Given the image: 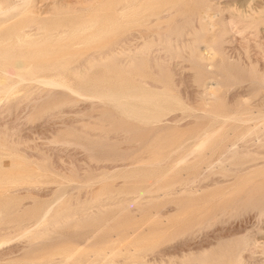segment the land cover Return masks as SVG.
Instances as JSON below:
<instances>
[{
    "label": "rangeland",
    "instance_id": "rangeland-1",
    "mask_svg": "<svg viewBox=\"0 0 264 264\" xmlns=\"http://www.w3.org/2000/svg\"><path fill=\"white\" fill-rule=\"evenodd\" d=\"M62 1L0 0V264H236L238 258L242 259L240 255L244 264H261L264 153L240 156L237 161L242 165L251 164L241 171L235 169L237 164L233 161H225L217 154L203 162L199 155L183 161L181 157L184 149L198 140L203 124L222 126L220 122H210L208 114L196 107L197 101L190 107L188 101L185 103V99L198 100L195 97L201 95L205 84H211L210 80L237 78H230L237 82L234 86L225 79L226 86L218 93L219 98L228 95L229 101L224 99L230 107L242 96V100L253 97L247 99L242 121H227L217 134L218 141L229 140L252 124L255 105L258 101L264 104V88L251 94L249 77L252 68L257 77L264 72V22L253 18L260 15L264 0H183L180 8L195 13L191 27L197 23V29L203 24L196 51L202 69L191 63L188 50L181 46L182 51L178 48L172 57L156 41L150 50L139 52L145 42L157 36L153 35L155 31H144L150 36L142 38L141 31L136 30L138 36L134 29L115 32L99 25L84 28L89 12L85 7L110 0H65V6ZM204 4L213 5L208 10L210 18L204 16ZM233 12V16L240 14L242 20L233 17ZM231 22H236V26ZM183 38L184 42L191 34L186 33ZM205 51L207 55L212 53L207 56ZM181 52L187 53V59ZM160 56L171 58L166 64L175 78L172 92L180 96L182 106L161 116L158 128H144L123 113L110 95L124 88L133 76H143L147 89H158L156 68L163 61ZM139 58H144L143 70L138 65ZM44 80H49L48 84ZM148 81L151 85L157 83V87H151ZM194 107L199 113L192 110ZM179 137L182 147L163 152L156 161L147 160V144L157 142L161 150ZM256 138L239 143L238 148L250 153L261 151V139ZM129 141L134 145H129ZM176 161L180 163L175 166ZM157 162L159 166H153ZM170 185L175 192H166ZM245 235L251 240L244 245ZM241 246L248 247L243 250Z\"/></svg>",
    "mask_w": 264,
    "mask_h": 264
},
{
    "label": "bare ground",
    "instance_id": "bare-ground-1",
    "mask_svg": "<svg viewBox=\"0 0 264 264\" xmlns=\"http://www.w3.org/2000/svg\"><path fill=\"white\" fill-rule=\"evenodd\" d=\"M26 1V0H25ZM65 0H63L62 2H64ZM70 2L72 1V0H69ZM68 1V2H69ZM81 1V0H80ZM80 1H78V2H80ZM86 1V0H85ZM88 1V0H87ZM92 1V0H91ZM191 1V0H190ZM201 1V0H200ZM69 2V3H70ZM73 3L75 2V1H72ZM182 2H183V0H110V2H107V3H103L102 5H99V6H96V7H91V6H86L85 7V9H86V11H89L88 13H87V18L83 21V26H84V28H88V26H90V27H92L93 28V26H95V25H99V26H102V27H104V28H106L105 29V31L106 30H109V31H115V32H120L121 30H128L129 31V29L131 30V29H134V30H131V32L132 31H134V32H136V30L138 31V33H140L139 31H141V36H140V34H138L137 32V35L138 36H140V37H144V38H147V36H148V34H144L143 32L144 31H146V33H151V30L152 31H155L156 33H154L153 34V32L151 33V34H153V35H155V34H157V36L156 37H154V38H152L151 40H146L147 42H143L144 44L142 45V42H141V45H142V47H141V49L140 50H138L139 52H141V53H143V52H146V51H148V50H150L151 49V47L155 44V41L157 42L156 44H159V45H162V47L163 48H165L166 49V51H168V54L170 55V57H172V56H175V54L178 52V48H180V50L182 51V48L181 47H183V48H186L187 50V52L189 53V56H188V58H189V60L191 61V63H193L197 68H199V69H202V65H201V63H200V59L201 58H199V57H197L196 56V51H197V48H198V42H199V40H200V34H201V31H202V29H203V24H201L200 25V28H197V29H194V27L196 26V25H198L197 23H196V25L194 26V27H191V22H192V20L195 18V13H190V12H186L185 10H183L182 8H180V5L182 4ZM210 3L212 2V1H209ZM259 2V1H258ZM27 3V2H26ZM29 3V2H28ZM73 3H71V4H73ZM184 3V2H183ZM200 3V2H199ZM213 3H215V2H213ZM80 4V3H79ZM95 4V3H94ZM218 4V3H217ZM216 3H215V5H217ZM81 5H83V4H81ZM90 5V4H89ZM214 5V6H215ZM64 6H65V2H64ZM67 6V5H66ZM70 6H73V5H70ZM225 6V5H224ZM228 5H226L225 7L226 8H228L227 7ZM259 6V5H258ZM263 6V5H262ZM75 7H77V6H75ZM79 8H80V6H78ZM203 7H204V11H205V18H206V16L208 17L209 16V14H208V10H210L212 7H213V5L211 6V4L210 5H207V4H204L203 5ZM257 7V6H256ZM260 7V6H259ZM258 7V8H259ZM74 8V7H73ZM83 8V7H82ZM15 9H17V8H15ZM84 9V10H85ZM8 10V9H7ZM74 10V9H73ZM77 10H78V8H77ZM76 10V11H77ZM82 10V9H81ZM111 11V13H109L108 11ZM222 10H223V7H222ZM242 10V9H241ZM204 11H202V12H204ZM224 11V10H223ZM222 11V12H223ZM256 11V10H255ZM261 11V13H260V15H258V16H255L254 15V13H252V15L250 16V17H252L253 15H254V17L253 18H255L256 20H257V22H259L260 20L261 21H263L264 22V7L260 10ZM0 12H1V10H0ZM81 12V11H80ZM196 12V11H195ZM3 14L5 13V12H2ZM216 13V12H215ZM245 13V12H244ZM202 14V13H201ZM211 14V13H210ZM216 14H219V12L217 11V13ZM216 14H214V15H216ZM229 14V13H228ZM233 14H234V12L231 14L232 16H233ZM243 14V13H242ZM241 14V15H242ZM25 15V14H24ZM203 15V14H202ZM225 15V14H224ZM230 15V16H231ZM212 16V15H211ZM237 16H239L240 17V14H236L235 16H233V17H237ZM22 17H23V15H22ZM198 17V16H197ZM233 17H232V19H233ZM249 17V18H250ZM204 17H203V20L205 19ZM209 18H210V16H209ZM223 18H227L226 16H224ZM223 18H222V21H223ZM229 19H227L229 22H230V17H228ZM242 20V18L240 17L238 20ZM244 19V18H243ZM255 19H253L254 21H256ZM210 20V19H209ZM225 20V19H224ZM248 20L249 19H247V21H246V18H245V21L246 22H248ZM253 20H252V18L250 19V21H252L253 22ZM207 21V20H206ZM18 22V21H17ZM195 22V21H194ZM226 22V21H225ZM240 22V21H239ZM238 22V23H239ZM208 23V22H207ZM227 23V22H226ZM225 23V24H226ZM232 23V22H231ZM241 23H245V22H241ZM209 24V23H208ZM233 25H235L236 24V22L234 23H232ZM242 24V25H243ZM247 24V23H246ZM259 24V23H258ZM231 25V24H230ZM263 25H264V23H263ZM262 25V26H263ZM86 26V27H85ZM193 26V25H192ZM199 26V25H198ZM197 26V27H198ZM227 26H228V24H227ZM236 26V25H235ZM239 26V25H238ZM73 27V26H72ZM81 27H82V25H81ZM101 27V28H102ZM223 27V26H222ZM241 27H243V26H241ZM244 27H247V26H245V24H244ZM78 28H79V26H78ZM78 28H77V30H78ZM193 28V29H192ZM211 28V27H210ZM233 28V27H232ZM76 29V28H75ZM209 29V28H208ZM245 29V28H244ZM82 31H84V30H87V29H81ZM102 30V29H101ZM100 30V31H101ZM148 30H150V32L148 31ZM210 30V29H209ZM228 30V29H227ZM16 31V30H15ZM63 31V30H62ZM82 31H78V32H82ZM18 32V31H17ZM16 32V33H17ZM70 32H72V30L70 31ZM96 32H97V30H96ZM191 34V38L189 39H187L186 41L184 40V42H183V39H185V38H183L184 37V35H186V33L187 34H189V33ZM76 33V32H75ZM83 33V32H82ZM111 33V32H110ZM124 33V32H123ZM24 34H25V32H24ZM71 34H73V32L71 33ZM105 34V33H104ZM106 34H107V32H106ZM133 35H134V33H132ZM143 34H144V36H143ZM223 34V33H222ZM78 36H79V34H77ZM90 35V34H89ZM92 35V34H91ZM94 35V34H93ZM98 35V34H97ZM101 35V34H100ZM136 35V36H137ZM153 35H152V37H153ZM248 35V34H247ZM128 36V35H127ZM130 36V35H129ZM132 36V35H131ZM146 36V37H145ZM150 36V35H149ZM148 36V37H149ZM18 37V36H17ZM24 37V36H23ZM91 37V36H90ZM103 37V36H102ZM190 37V36H189ZM19 38H21V36L19 37ZM19 38H17V39H19ZM26 38V37H25ZM24 38V39H25ZM94 37H92V39H93ZM95 38H96V36H95ZM100 38V37H99ZM119 38V37H118ZM124 38H127L126 36H124ZM132 38V37H131ZM214 38V37H213ZM92 39L90 40V41H92ZM128 39V38H127ZM212 39V38H211ZM223 39V38H222ZM2 40V39H1ZM13 40V39H12ZM19 40H21V39H19ZM19 40H17V42L19 41ZM123 39H121V41H122ZM213 40V39H212ZM225 40V39H224ZM248 40V39H247ZM72 41V40H71ZM144 41V40H143ZM23 42V41H22ZM34 42V41H33ZM4 43V42H3ZM13 43V42H12ZM24 43V42H23ZM1 44V43H0ZM19 44V43H18ZM115 44H118L117 42L115 43ZM207 44V43H206ZM213 43L211 42V44L210 45H212ZM258 45H259V43H257ZM216 45V44H215ZM219 45V44H218ZM220 45H221V43H220ZM219 45V46H220ZM114 46V45H113ZM124 46V45H123ZM181 46V47H180ZM202 46V45H201ZM223 46V45H222ZM264 46V45H263ZM128 47V46H127ZM156 47H158V45L156 46ZM161 47V48H162ZM205 47H206V45H205ZM208 47V46H207ZM206 47V48H207ZM212 47V46H211ZM239 47V46H238ZM134 48V47H133ZM161 48H159L160 50H161ZM162 48V49H163ZM217 48H219L218 46H217ZM216 48V49H217ZM221 48V47H220ZM219 48V49H220ZM236 48V47H235ZM135 49V48H134ZM158 49V48H157ZM156 49V50H157ZM208 49V48H207ZM129 50H131V49H129ZM136 50V49H135ZM134 50V51H135ZM206 50V49H205ZM212 50V49H211ZM218 50V49H217ZM133 51V50H132ZM133 51V52H134ZM165 51V52H166ZM185 51V50H184ZM136 52V51H135ZM134 52V53H135ZM264 52V51H263ZM140 53V54H141ZM149 53V52H148ZM153 53V52H152ZM151 53V54H152ZM184 56L187 54H184L183 52H181ZM204 53V52H203ZM210 53H212V52H209V54ZM137 54H138V52H137ZM150 54V53H149ZM164 54V53H163ZM166 54H167V52H166ZM167 54V55H168ZM205 54L207 55V53H206V51H205ZM208 54V55H209ZM214 54V53H213ZM213 54H211L212 56H213ZM258 54V53H257ZM110 55V54H109ZM156 55V54H155ZM165 55V54H164ZM166 55V56H167ZM207 55V56H208ZM210 55V56H211ZM132 56V55H131ZM133 56H134V54H133ZM152 56V55H151ZM154 56V55H153ZM152 56V57H153ZM187 56V55H186ZM186 56L184 57V58H186ZM211 56V57H212ZM260 56V55H259ZM8 57V56H7ZM135 57V56H134ZM136 57H138V56H136ZM161 58H162V62L161 63H158L157 65H158V68H156L157 69V71H156V77H157V81L159 82V84H158V89H156V90H149V89H147L146 87H145V84H147V81L145 82V79L143 78V76H139L138 78L137 77H131L130 78V80L131 81H129L126 85H125V87L124 88H122L120 91H117V92H115V93H113V94H111L110 95V98L112 99V101L114 102V104L117 106V107H120L121 109H122V111H123V113H125L130 119H132V120H135L138 124H140V126L141 127H144V128H151V129H156V128H158V126H157V124L158 123H162V120H161V116H163L165 113H167V112H169V111H171V110H173L174 108H176V107H181L182 106V103H181V101H180V99L178 98V97H180V96H176L173 92H172V90H173V88L171 87V84H174V80H175V78H174V80H173V72H172V70L169 68V66L166 64V63H168L169 62V60L171 59H169V56L167 57L169 60H166V57L164 58V56L162 57V56H160ZM210 57V58H211ZM220 57V56H219ZM262 57H264V56H262ZM0 58H3L2 57V55H0ZM155 58V57H154ZM157 58H159V57H157ZM176 58V57H175ZM209 58V57H208ZM208 58H207V60H208ZM244 58V57H243ZM251 58V57H250ZM149 59H150V57H149ZM174 59V58H173ZM187 59V58H186ZM220 59H221V57H220ZM231 59V58H230ZM264 59V58H263ZM119 60H120V58H119ZM143 60H144V58H139V66H140V68L143 70V66H144V63H143ZM150 60H154L153 58L152 59H150ZM155 60H156V58H155ZM159 60V59H158ZM164 60H165V62H164ZM237 60H240V59H237ZM12 61H13V58H12ZM129 61V60H128ZM132 61V60H131ZM135 61V60H134ZM161 61V60H160ZM233 61V60H232ZM252 61V60H251ZM255 61H256V59H255ZM255 61H252V63L254 62V65H255ZM262 61V60H261ZM15 62V61H14ZM158 62V61H157ZM165 64H164V63ZM178 62V61H177ZM181 62V61H180ZM227 62V61H226ZM238 62V61H237ZM243 62V61H242ZM247 62V61H246ZM246 62H245V64H246ZM258 62V61H257ZM119 63V62H118ZM131 63V62H130ZM175 63L176 62H174V65H175ZM223 62H221L220 63V66H221V64H222ZM235 63V62H234ZM240 63V62H239ZM239 63H237V65H239ZM230 64H231V61H230ZM229 63H228V65H230ZM245 64H242V65H240V66H244ZM248 65H249V67H251V65H250V63H247ZM150 65H153L154 66V63L153 62H151V64ZM149 65V66H150ZM212 65V64H211ZM236 65V66H237ZM247 65V66H248ZM258 65V64H257ZM3 66V65H2ZM152 66V67H153ZM224 66V63H223V65H222V67ZM235 66V67H236ZM239 66V67H240ZM29 67V66H28ZM31 67V66H30ZM151 67V66H150ZM170 67H171V65H170ZM207 67V66H206ZM235 67L234 68H232V69H234L235 70ZM238 67V66H237ZM236 67V69H238ZM249 67L247 68V69H249ZM255 67V66H254ZM258 67H260V66H258ZM262 67V66H261ZM260 67V68H261ZM72 68V67H71ZM172 68H173V65H172ZM204 68V67H203ZM241 68H243V67H241ZM264 68V67H263ZM154 69H155V67H154ZM153 69V70H154ZM207 68H205V70H206ZM209 69V68H208ZM226 70V68H224L223 67V71L225 72V70ZM218 70V69H217ZM233 70V71H234ZM260 70V69H259ZM262 70V69H261ZM260 70V71H261ZM174 71V70H173ZM232 71V70H231ZM240 71H242V70H240ZM254 71V69L252 68V70H251V73H250V78H251V86H252V93L251 94H253V93H256L258 90H260V89H263L264 88V72H263V76L261 77V76H259V77H257V76H255V73L253 72ZM258 71V70H257ZM263 71H264V69H263ZM213 72V71H212ZM219 71H217L216 73H218ZM227 72H228V70H226V74H227ZM246 72V71H245ZM256 72V71H255ZM6 73V72H5ZM30 73V72H29ZM214 73H215V71H214ZM215 73V74H216ZM220 73V72H219ZM241 73V72H240ZM3 74V73H2ZM2 74L0 75L1 77H2ZM7 74V73H6ZM5 74V75H6ZM225 73H224V75H226ZM229 74V73H228ZM227 74V75H228ZM231 74V73H230ZM192 75V74H191ZM218 75L219 74H217V77H218ZM232 75V74H231ZM234 75V74H233ZM242 75V74H241ZM181 76V75H180ZM192 76H194V74L192 75ZM191 76V77H192ZM220 76V75H219ZM221 76H222V74H221ZM18 77V76H17ZM228 77V76H227ZM233 76H230V78H232ZM19 78H21V77H19ZM196 78H198V77H196ZM230 78H227V79H230ZM2 79V78H1ZM132 79L133 80H135V81H138V83L137 84H135L133 81H132ZM182 79V78H181ZM200 79V78H199ZM225 79H226V77H225ZM223 80V81H226V80ZM233 79H235V76L233 77ZM237 79V78H236ZM235 79V80H236ZM4 80V79H3ZM7 80H8V78H7ZM39 80V79H38ZM177 80V79H176ZM185 80V79H184ZM192 81H193V79H191ZM247 80V79H246ZM45 81V80H44ZM48 81L49 80H46L45 81V83L46 84H48ZM152 81V80H151ZM187 81V80H186ZM196 81H197V79H196ZM212 80H210V83L211 84H205V86L202 88V90H200V88L198 89V90H200L201 92L199 93L198 91V93L199 94H201L199 97H195V98H198V100H194V102H189V99H185V103H186V101H188L187 103H189V106L188 107H190V106H192V105H190V104H196L197 105V103L195 102V101H197L198 102V105L196 106V107H198V108H200V109H202L204 112H205V114L207 113L208 114V116L211 118V120H213V121H211L210 120V122H220L221 123V125L222 126H224L226 123H227V121H229V120H231V121H233L234 123H236V122H239V121H242V113H243V109H244V107H245V105L246 104H248V100L249 99H251V98H253L252 96H250L251 98H246V97H244L245 99L244 100H242V97H241V99H239V100H237L236 102H235V104L233 105V106H231L230 107V103L229 102H227V101H225V99L224 98H226V100H228L227 99V97H228V95L226 94V92H225V97H222V98H219L218 97V93H219V91L220 90H223L224 88V86H226V84L223 82V81H221V80H216V81H214V82H211ZM238 81V80H237ZM1 82V81H0ZM51 82V81H50ZM52 82H55V81H53L52 80ZM178 82H179V80H178ZM178 82H176L177 84H178ZM190 82V81H189ZM228 82V81H227ZM230 82H231V79H230ZM229 82V83H230ZM233 82V83H232ZM231 82V85H233L234 86V84H236L237 82H234V81H232ZM249 82V81H248ZM7 83V82H6ZM145 83V84H144ZM228 83V84H229ZM246 84H247V82H245ZM3 84V83H2ZM9 84V83H8ZM55 84H57V83H55ZM148 84H149V81H148ZM157 83H152V85H155L156 87H157V85H156ZM227 84V85H228ZM239 84H241V81L239 82ZM245 84V85H246ZM5 85V84H4ZM49 85H51V84H49ZM149 85H151V84H149ZM151 85V87H153ZM175 85V84H174ZM53 86H54V84H53ZM176 86V85H175ZM185 86V85H184ZM194 86V85H193ZM192 86V87H193ZM242 86V85H241ZM6 87V86H5ZM243 87V86H242ZM241 87V88H242ZM249 86H248V84H247V88H248ZM64 88V87H63ZM186 88V87H185ZM196 88V87H195ZM223 88V89H222ZM8 90H9V88H8ZM70 91V90H69ZM181 91V90H180ZM179 91V92H180ZM247 91V90H246ZM6 92H8V91H6ZM249 92H250V90H249ZM198 93H196V94H198ZM178 94V93H177ZM181 94V93H180ZM236 94V93H235ZM234 94V95H235ZM246 94H248V93H246ZM250 94V95H251ZM262 94V93H261ZM188 95V94H187ZM223 95V96H224ZM237 95V94H236ZM196 96H198V95H196ZM237 96H239V94L237 95ZM247 96V95H246ZM260 96V95H259ZM188 97V96H187ZM247 97H249V96H247ZM182 98H183V96H182ZM229 98V97H228ZM232 98H235L234 96L232 97ZM231 98V99H232ZM248 99V100H247ZM264 99V98H263ZM182 101H184V99H181ZM232 100H235V99H232ZM256 100V99H255ZM257 100H258V98H257ZM256 100V101H257ZM260 100V99H259ZM229 101V100H228ZM248 101V102H247ZM231 102V101H230ZM247 102V103H246ZM251 102V101H250ZM253 102V101H252ZM254 104H257V102L256 103H254ZM214 105V106H213ZM251 105V104H250ZM261 105H263L264 106V104L263 103H261V102H259L258 101V104L257 105H255V107H256V110L254 109V111H255V114L254 115H252L251 116V118H253L254 119V121L253 120H251V122L253 121V123L252 124H250V125H248L247 127H245V129L243 130V131H241V132H239V133H237L233 138H230L229 140H226V141H224L222 138L218 141L217 140V134L220 132V130H221V128H222V126L221 127H215L214 125H207V126H209V127H206V126H204V124H203V126H201L200 128H199V135H198V140H196L195 141V143L192 145V146H190V147H186V149H184V151H183V156L181 157L182 158V160L181 161H183V160H185V159H188V157H190V156H194V155H199L200 157H199V159L203 162V161H205V160H207L208 158H210V156L212 157L213 155H215V154H217V156L218 157H223L222 159L223 160H230V161H233V163L234 164H237V167L235 168L237 171H241V170H244L245 168H247V169H249L248 167L251 165H247L246 167L244 166V165H242L241 164V162H238L237 161V159L238 158H240V156L241 157H249V156H253V155H257V154H262V153H264V108L261 106ZM194 106V105H193ZM196 107H194V109H192L193 111L195 110V108ZM228 108H231V110H230V112H227L226 110L228 109ZM196 111V110H195ZM198 111V113H199V110H197ZM196 111V112H197ZM202 111V112H203ZM113 112V111H112ZM114 112H115V110H114ZM180 112V111H179ZM178 112V113H179ZM192 112V111H191ZM203 112V113H204ZM102 113V112H101ZM195 113V112H194ZM203 113H201V110H200V114L201 115H203ZM173 114V113H172ZM177 114V113H176ZM176 114L174 115L176 118H177V116H176ZM199 114V115H200ZM207 114H206V116H207ZM120 116H121V114H119ZM180 115H181V113H180ZM191 115H193V114H191ZM195 115V114H194ZM123 117V116H122ZM126 117V116H125ZM178 117H179V114H178ZM116 118V117H115ZM168 118V121L167 122H169V119L171 118V115H170V117L168 116L167 117ZM189 118V117H188ZM116 119H119V117H117ZM160 120H161V122H160ZM171 120V119H170ZM192 120V119H191ZM190 120V121H191ZM166 121H165V123H166ZM181 122V121H180ZM244 122L245 123H248V121L246 122L245 120H244ZM244 122H242V123H244ZM127 123V122H126ZM171 123V122H170ZM179 123V122H178ZM177 123V124H178ZM189 123V122H188ZM232 123V122H231ZM164 124V123H163ZM174 124V123H173ZM176 124V126H179V125H177ZM239 124V123H238ZM193 125V124H192ZM220 125V124H219ZM175 126V127H176ZM196 127V126H195ZM227 127V126H226ZM121 132V131H120ZM179 132V131H178ZM118 133V132H117ZM123 133V132H122ZM91 134V133H90ZM132 134V133H131ZM147 134V133H146ZM150 134V133H149ZM166 134V133H165ZM231 134H233V133H231ZM121 135V134H120ZM125 135H127V134H125ZM116 136V135H115ZM119 136V135H118ZM124 136V135H123ZM143 136V135H142ZM145 136V135H144ZM153 136V135H152ZM228 136H230V135H228ZM257 137V138H260L261 139V144H260V142H259V144H258V146H262L263 147V149L261 150V151H258L257 149H255L256 151H254V152H252V153H250V152H248L247 151V149H246V151H243L241 148H243V147H241L240 149L238 148V144L239 145H241L242 144V142H243V144H244V142H247L248 140L247 139H249L250 137ZM112 137L114 138V136L112 135ZM223 137V136H222ZM120 138V137H119ZM128 138V137H127ZM141 138V137H140ZM181 137H179L175 142H173V141H169V142H167L165 145H163V148L161 149V150H159V147H158V143L157 142H155V143H150V144H147L146 145V147H145V156L147 155V160H153V161H156V160H158L159 159V157H160V155L163 153V152H165V151H172V150H174L175 148H180V147H182L181 146V142H182V140L180 139ZM257 138H256V140H257ZM124 139L126 140V138L124 137ZM134 139V138H133ZM138 139V138H137ZM136 139V140H137ZM148 139V138H147ZM150 139V138H149ZM196 139H197V137H196ZM118 140V139H117ZM159 140V139H158ZM247 140V141H246ZM251 140V139H250ZM259 140V139H258ZM132 141V140H131ZM139 141V140H138ZM150 141V140H149ZM130 142V141H129ZM187 142V141H186ZM127 143H128V141H127ZM133 143V142H132ZM140 143V142H139ZM98 144V143H97ZM252 144H253V142H252ZM129 145H132L131 144V142H130V144ZM129 145H127V148H128V146ZM133 145H134V143H133ZM132 145V146H133ZM137 145H139V144H137ZM246 145H249V144H246ZM131 146V147H132ZM144 146V145H143ZM243 146V145H242ZM257 146V147H258ZM126 147V146H125ZM141 147V146H140ZM244 147H246L245 145H244ZM250 147V146H249ZM256 147V146H255ZM134 148V147H133ZM143 149V148H142ZM244 149V150H245ZM253 149V150H254ZM208 150V151H207ZM249 150L251 151V149L249 148ZM176 151V150H175ZM174 151V152H175ZM147 153V154H146ZM140 154V153H139ZM171 154V153H170ZM145 156H142V157H145ZM129 157V156H128ZM217 157V158H218ZM263 157V156H262ZM191 158V157H190ZM189 158V159H190ZM221 158H219V159H221ZM188 159V160H189ZM221 159V160H222ZM249 159V158H248ZM166 160H167V158H166ZM165 160V161H166ZM215 160V159H214ZM225 160V161H226ZM179 161H180V159H179ZM179 161H176V162H174L175 163V166H176V163H180ZM253 161V160H252ZM200 162V161H199ZM198 162V163H199ZM263 162V161H262ZM261 162V163H262ZM159 162H157L156 164H153V166H159V164H158ZM161 163V162H160ZM165 163V162H164ZM163 163V164H164ZM253 163V162H252ZM197 164V163H196ZM219 163H217V165H218ZM222 164V163H221ZM143 165V164H142ZM162 165V164H161ZM178 165V164H177ZM213 165H215V163L213 164ZM213 165H209V166H213ZM253 165H254V163H253ZM122 166V165H121ZM149 166V165H148ZM174 166V167H175ZM256 166V165H255ZM115 167V166H114ZM195 167V166H194ZM205 167V166H204ZM203 167V168H204ZM214 167V166H213ZM212 167V168H213ZM253 167V166H252ZM147 168V167H146ZM172 168V167H171ZM211 168V167H210ZM233 168V167H232ZM192 169V168H191ZM208 169V168H207ZM227 169V168H226ZM225 169V170H226ZM37 170H39V169H37ZM171 170V169H170ZM169 170V171H170ZM212 170V169H211ZM197 171V170H196ZM209 171V170H208ZM233 171V170H232ZM168 172V171H167ZM258 172H260V171H258ZM262 172V171H261ZM235 173H237V172H235ZM255 173V172H254ZM164 174H167V173H163V175ZM182 175V174H181ZM250 175V174H249ZM32 176V175H31ZM159 176H161V177H163L162 175H159ZM248 176V175H247ZM264 176V175H263ZM263 176H261V177H263ZM26 177V176H25ZM29 178V177H28ZM32 178V177H31ZM37 178V177H36ZM127 179V178H126ZM158 179V178H157ZM159 179H161L160 177H159ZM158 179V180H159ZM21 180V179H20ZM19 180V181H20ZM157 180V181H158ZM197 180V179H196ZM252 179H250V182H252L251 181ZM239 181V180H238ZM14 182H17V181H15L14 180ZM25 182H28V181H26L25 180ZM30 182H32L31 180H30ZM34 182V181H33ZM32 182V183H33ZM254 182V181H253ZM253 182H252V184H253ZM156 183V181L155 182H153V184L152 185H154ZM237 184V183H236ZM263 184V183H262ZM115 185V184H114ZM173 185H170L169 187H168V189H167V191L166 192H172V191H174V190H171V187H172ZM189 186V185H188ZM258 186H259V184H258ZM263 186V185H262ZM151 187V186H150ZM149 187V188H150ZM237 187V186H236ZM260 188V187H259ZM175 189H176V187H175ZM191 189V188H190ZM261 189V188H260ZM148 190V189H147ZM257 190H258V188H257ZM262 190V189H261ZM98 192V191H97ZM138 192V191H137ZM175 192V191H174ZM225 192V191H224ZM145 193V192H144ZM157 193V192H156ZM164 193V192H163ZM173 193V192H172ZM252 193V192H251ZM257 193V192H256ZM101 194V193H100ZM140 193H138V195H139ZM162 194V193H161ZM261 194V193H260ZM96 195H98V194H96ZM95 195V196H96ZM142 195V194H141ZM158 195V194H157ZM160 195V194H159ZM253 195V194H252ZM262 195V194H261ZM95 196H93V197H95ZM140 196V195H139ZM155 196V195H154ZM101 197V196H100ZM135 197H137V196H135ZM145 197V196H144ZM143 197V198H144ZM149 197V196H148ZM158 197V196H157ZM238 197V196H237ZM236 197V198H237ZM245 198H246V202H247V199L250 197L249 195H248V198H247V196H244ZM262 198V197H261ZM260 198V199H261ZM252 199V198H251ZM129 200H130V198H129ZM134 200H137V199H134L133 198V201ZM253 200V199H252ZM131 201H132V199H131ZM132 201V202H133ZM249 201V200H248ZM131 202V203H132ZM246 202H244V203H246ZM251 202V201H250ZM249 202V203H250ZM253 202V201H252ZM248 203V202H247ZM247 203H246V205H247ZM235 204H237V205H239L238 204V202L237 203H235ZM243 205V204H242ZM128 206H129V204H128ZM127 206V207H128ZM235 207H236V205H235ZM125 208V207H124ZM242 208V207H241ZM264 208V207H263ZM262 208V209H263ZM219 209H221V208H219ZM234 210V209H233ZM241 210V209H240ZM223 212V211H222ZM45 214L44 215H46V213L47 212H44ZM219 213V212H218ZM264 213V212H263ZM216 214V213H215ZM259 214V213H258ZM63 215V214H62ZM217 215V214H216ZM43 216V215H42ZM213 216V215H212ZM44 217V216H43ZM93 217V216H92ZM96 217V216H95ZM42 218V217H41ZM216 218V217H215ZM91 219V218H90ZM93 219V218H92ZM204 219V221H205V217L203 218ZM207 219V218H206ZM113 220V219H112ZM195 220V219H194ZM197 221V220H196ZM201 221V220H200ZM210 221H212V220H210ZM215 221V220H214ZM94 222H95V219H94ZM110 222V221H109ZM195 222V221H194ZM106 223V222H105ZM107 223H108V221H107ZM192 223V222H191ZM104 224V223H103ZM106 225V224H105ZM211 225V224H210ZM110 226V225H109ZM191 226V225H190ZM198 227H199V225H198ZM191 229V228H190ZM197 229V228H196ZM195 229V230H196ZM99 230H101L100 229V227H99ZM176 230V229H175ZM192 230V229H191ZM194 230V231H195ZM188 231H190V230H188ZM193 231V230H192ZM191 231V233L193 234V232ZM97 232H98V230H97ZM189 233V232H188ZM190 234V233H189ZM176 235V234H175ZM179 235V234H178ZM188 235V234H187ZM93 236V235H92ZM172 236V235H171ZM243 237V236H242ZM241 237V238H242ZM245 237V238H244ZM243 238H244V240H242L243 241V243H244V245L245 244H249L248 243V240L250 241L251 240V238L250 239H247L248 237H246V235L244 236ZM242 238V239H243ZM88 240V239H87ZM242 246H243V244H241ZM153 246V245H152ZM241 246V249H243V248H245V247H242ZM147 247V246H146ZM146 247H145V249H146ZM248 247V246H247ZM246 247V248H247ZM245 248V249H246ZM139 249V248H138ZM147 250V249H146ZM244 250V249H243ZM263 250H264V245H263ZM203 251V250H202ZM240 251V250H239ZM138 251H136V253H137ZM198 253V252H197ZM264 253V252H263ZM242 254V253H241ZM66 255V254H65ZM64 254H63V256H65ZM74 254L72 253L71 254V256H73ZM106 255V254H105ZM108 255V254H107ZM112 254H110V256H111ZM123 255V254H122ZM239 255V254H238ZM238 255H237V257H238ZM113 256V255H112ZM112 256H111V258H112ZM241 256V258L242 259H240V258H238L239 260H238V263L236 262V264H244V263H242L244 260H243V256L242 255H240ZM239 256V257H240ZM264 256V255H263ZM106 257V256H105ZM114 257H115V255H114ZM128 257V256H127ZM205 257V256H204ZM58 258V257H57ZM65 258V257H64ZM69 258V257H68ZM263 258V257H262ZM105 259V258H104ZM107 259V258H106ZM113 259V258H112ZM237 259V258H236ZM236 259H234V260H236ZM65 261L66 260H68L67 259V257H66V259H64ZM242 260V261H241ZM262 260V259H261ZM198 263H200V262H198ZM198 263H196V264H198ZM233 263H234V261H233ZM261 263V262H260ZM180 264V263H179ZM261 264H264V258H263V261H262V263Z\"/></svg>",
    "mask_w": 264,
    "mask_h": 264
}]
</instances>
